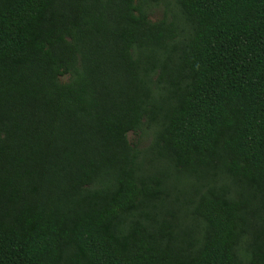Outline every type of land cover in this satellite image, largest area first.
<instances>
[{
    "label": "trees",
    "instance_id": "obj_1",
    "mask_svg": "<svg viewBox=\"0 0 264 264\" xmlns=\"http://www.w3.org/2000/svg\"><path fill=\"white\" fill-rule=\"evenodd\" d=\"M0 264H264V0H0Z\"/></svg>",
    "mask_w": 264,
    "mask_h": 264
},
{
    "label": "rangeland",
    "instance_id": "obj_2",
    "mask_svg": "<svg viewBox=\"0 0 264 264\" xmlns=\"http://www.w3.org/2000/svg\"><path fill=\"white\" fill-rule=\"evenodd\" d=\"M160 17H161L160 9H154L152 14L150 15V18L152 20L158 19ZM128 139L130 140L131 143H135L139 146H142L148 143V137L145 136L143 133H139V132L137 133L129 132Z\"/></svg>",
    "mask_w": 264,
    "mask_h": 264
}]
</instances>
